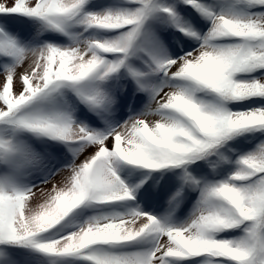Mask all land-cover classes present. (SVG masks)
<instances>
[{
    "label": "snow or ice",
    "instance_id": "1",
    "mask_svg": "<svg viewBox=\"0 0 264 264\" xmlns=\"http://www.w3.org/2000/svg\"><path fill=\"white\" fill-rule=\"evenodd\" d=\"M0 264H264V0H0Z\"/></svg>",
    "mask_w": 264,
    "mask_h": 264
},
{
    "label": "rangeland",
    "instance_id": "2",
    "mask_svg": "<svg viewBox=\"0 0 264 264\" xmlns=\"http://www.w3.org/2000/svg\"><path fill=\"white\" fill-rule=\"evenodd\" d=\"M150 119H154L153 118H150ZM61 179V177H57L56 179H53L50 183H48L47 185H45L44 187L46 189H50L52 187L53 184H56L59 180Z\"/></svg>",
    "mask_w": 264,
    "mask_h": 264
}]
</instances>
